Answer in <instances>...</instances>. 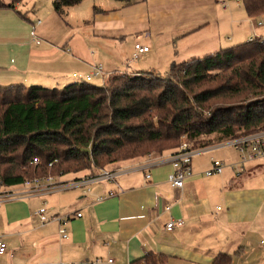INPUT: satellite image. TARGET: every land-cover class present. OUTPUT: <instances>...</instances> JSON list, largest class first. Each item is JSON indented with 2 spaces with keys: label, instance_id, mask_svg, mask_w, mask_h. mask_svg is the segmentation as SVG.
Listing matches in <instances>:
<instances>
[{
  "label": "crops",
  "instance_id": "crops-1",
  "mask_svg": "<svg viewBox=\"0 0 264 264\" xmlns=\"http://www.w3.org/2000/svg\"><path fill=\"white\" fill-rule=\"evenodd\" d=\"M161 1L133 3L142 4L148 21V29L134 43L150 47L140 58L159 50L153 42L154 35L161 31L154 23L159 11L153 7ZM104 3L94 6L96 14L118 7L108 9ZM17 9L25 13L21 5ZM27 17L24 20L16 11L0 10V86L42 84L63 88L79 82L74 74L86 76L98 64L108 75L126 71L120 67L129 59L121 54L127 51L132 56L134 46L122 35H98L83 21L85 34L79 37L77 30L62 20L58 21L65 25L61 30L42 28V43L38 44L34 41V23ZM240 20L239 24L249 29L244 39H237L238 44L264 39V29L250 28L244 15ZM172 32L182 43L183 50L177 51L184 56L211 48L208 43L213 40L204 25L191 30L174 27ZM195 35L199 37L196 43L185 44V39ZM111 43L117 45L115 49L109 46ZM218 45L213 53L229 48ZM94 46L100 48L99 54L93 52ZM191 59L197 58L181 61L175 55L173 61L159 57L156 61L161 68ZM138 72L144 71H134ZM217 145L204 156L194 157V177L186 180L183 189L170 183L174 168L169 161L172 152H167L152 157L163 163L151 167L147 157L114 165L118 168L111 169L119 170L116 181L93 185L90 190L75 188L46 196L0 199V240L7 244L6 253L0 254V264H78L96 259L104 264L109 259L113 264H146L148 254L163 257L164 264H214L221 255L230 257V264H264V159L242 163L236 148ZM216 160L225 164L223 173L206 176ZM87 173L61 180L73 181ZM6 190L19 193L18 187ZM100 197L105 198L98 201ZM41 209L45 211L42 217L37 214ZM53 216L70 220L61 224L52 220ZM178 220L184 222L182 227L167 230V224ZM61 229L67 231L68 238H62Z\"/></svg>",
  "mask_w": 264,
  "mask_h": 264
},
{
  "label": "trees",
  "instance_id": "trees-1",
  "mask_svg": "<svg viewBox=\"0 0 264 264\" xmlns=\"http://www.w3.org/2000/svg\"><path fill=\"white\" fill-rule=\"evenodd\" d=\"M24 1L0 0V10L28 20L17 9ZM82 1L53 0V8L63 17ZM244 4L249 17L264 15V0ZM108 78L102 86H0V191L49 170L96 173L151 151L174 152L184 141L205 148L212 136L220 144L264 131L263 38L174 62L165 78ZM145 263L165 259L148 254ZM214 264H230V257Z\"/></svg>",
  "mask_w": 264,
  "mask_h": 264
},
{
  "label": "rangeland",
  "instance_id": "rangeland-1",
  "mask_svg": "<svg viewBox=\"0 0 264 264\" xmlns=\"http://www.w3.org/2000/svg\"><path fill=\"white\" fill-rule=\"evenodd\" d=\"M241 2L238 3L237 0H162L157 5H154L153 9L159 11V15L157 19L154 21L155 25L161 30L158 34H155V38L153 42L158 44V49L156 51H152L148 55L144 56L143 58L134 59V52L131 56V53H126L127 51L121 54L123 58L126 60L129 59L128 63L120 67L126 71H116L111 74L106 75L105 83L108 81V77L112 76H127L129 78H135L140 75H144V77L152 80L158 76L166 77L171 65H166L161 68L157 66L159 61H156L159 57L160 60H164L169 58L172 61L174 60V56L176 55L177 58H180L181 61L184 59H188L191 57L200 58L207 54L213 53L216 48L219 49L218 44L223 43V47H231L237 45L239 42L238 40L244 39V34L248 28L239 24L241 21V17L244 15L250 28L254 26L258 27L257 30H263L264 26V15L259 16L256 18H251L248 16L245 10L244 0H240ZM104 2H107L106 4ZM180 2V5L178 4ZM228 3L229 7L227 10H224L222 4ZM104 3L109 7L118 6L115 10L111 12L105 13L103 15L96 14L94 11V6L99 7L98 4L102 5ZM123 3L117 2L115 0H85L82 4L71 8L67 16H59L55 13L53 8V0H25L21 5V10L27 13L34 23L36 28V35L40 42L42 43L41 32L42 28H50L52 30H58L65 28L64 24L58 23V21H67L65 23L70 24V26L74 27L79 37L82 35L84 36V27L81 25V22L86 21L88 25L95 30V33L98 35L103 36H110L109 38H113V36L122 35L123 40L125 42L132 41V46H135V39L141 36L142 32L148 28V21L146 19V14L143 11L142 4H132V5H122ZM227 5V4H226ZM181 8V11H180ZM166 11V12H162ZM236 16V17H234ZM144 20H146L144 22ZM38 21L43 22V26L40 25ZM144 22V23H143ZM143 23V24H142ZM262 24V25H259ZM200 25H204L208 28L209 37L213 40L208 45H211L212 50H199L198 52H191L189 56H184L181 53H178L177 49L182 51V43L177 40L176 37H173V28L176 27L177 29H193L197 28ZM100 26L105 29L102 31ZM117 26L121 27L118 28ZM249 29V28H248ZM157 33V32H156ZM254 35V34H253ZM189 36V35H188ZM220 37V38H219ZM255 37V35H254ZM115 39V38H114ZM238 39V40H237ZM250 38H248L249 40ZM97 40V39H96ZM111 40V39H110ZM199 40L197 35L191 36L185 39V44L189 45L192 43H196ZM237 42V43H236ZM36 44V43H35ZM154 44V45H155ZM112 48H116L115 43H111L109 45ZM93 52L95 54H99L100 48L94 46ZM192 55V56H191ZM187 57V58H186ZM138 60V61H137ZM179 61V60H178ZM180 61V62H181ZM119 62V60L117 61ZM120 63V62H119ZM100 65V64H98ZM97 66V65H95ZM94 67V66H93ZM144 71L142 73H134V71ZM150 71V72H146ZM80 75V74H79ZM82 76V75H81ZM93 85L102 86L101 82L95 79L92 82ZM40 86L44 88L54 89L56 87H47L42 86V84H29V86ZM28 86V85H27ZM208 87V86H207ZM205 87V88H207ZM209 143L212 145H217V140L215 136L210 137ZM187 143L186 141L182 142L181 145ZM188 144V143H187ZM189 145V144H188ZM181 147V146H180ZM179 147V148H180ZM190 148L192 146L189 145ZM192 149H199V148H192ZM178 150V149H177ZM175 150L170 155L171 156L177 151ZM156 151L149 152L146 157L153 156L159 157L161 155L155 154ZM202 156V155H198ZM204 156V154H203ZM197 157V156H196ZM111 168H118V167H104L101 169H111ZM88 172V173H87ZM87 174H91L89 171H86ZM77 173H64L62 171L54 172L49 170L47 174L42 172V175L37 174L33 177L31 176L28 180H32L38 178V176H42L41 178L54 176L59 177L62 176H74ZM94 174V172H93ZM84 177V176H83ZM66 181V180H64ZM2 192H6V189H1Z\"/></svg>",
  "mask_w": 264,
  "mask_h": 264
},
{
  "label": "built area",
  "instance_id": "built-area-1",
  "mask_svg": "<svg viewBox=\"0 0 264 264\" xmlns=\"http://www.w3.org/2000/svg\"><path fill=\"white\" fill-rule=\"evenodd\" d=\"M238 3H240V0H237ZM223 3L222 6L224 9L227 8L228 4ZM40 23V22H39ZM262 25V24H259ZM264 26V24L262 25ZM252 40V39H251ZM250 40V41H251ZM34 41L40 44V40L34 36ZM150 51L149 46H145L141 43H136L134 46V59H138L143 54H146ZM73 77L75 79H78L79 82H89L92 83L95 79L101 80L102 85L105 84L106 75L104 72V68L102 65H97L92 68V72L90 74H87L86 76H81L79 74H74ZM218 147H224V146H232L238 150V152L241 155L242 163L247 162H254L264 159V131L251 134L249 136H245L242 138H238L235 140H231L228 142L220 143L217 145ZM215 146H208L205 148H199V149H192L189 147L187 143H184L181 145L180 148L171 156L169 161L171 162L174 172L170 177V183L172 187L183 189L184 184L186 180L191 179L194 177L192 162L194 157L198 155H202L205 153H208L212 149H214ZM153 156H148V162L147 164L151 167L156 163H163L162 161H158V159H153ZM32 164H38V159H34ZM52 166V164H50ZM225 169V164L219 160H216L212 163V167L210 170L205 172L206 176H213V175H219L222 174ZM119 176V170L118 169H99L96 173L87 174L84 177L80 179H76L73 181H66L63 182L61 180L62 176L54 177V176H48V177H38L32 180H27L22 186L19 188V193H15V190H9L6 192L0 191V199L1 200H9L13 197H28V196H46L51 195L59 191H64L68 189H75V188H81V189H88L90 190V187L96 184L101 183H114L116 179ZM151 176L148 174L147 179H150ZM12 189V188H11ZM113 192L110 194V196H113ZM105 197H100L98 201H102ZM170 207H167V210H169ZM44 209H41L37 212L38 215L41 217L44 216ZM78 217H81V214H78ZM52 220H56L60 222L61 224H65L68 220H70V217H59V216H53L51 218ZM184 225V222L182 220L178 221H172L169 224H167V230L171 231L174 227L180 226L182 227ZM60 234L62 238H68L67 231L65 229H61ZM7 251V244L0 240V254H4ZM105 262L102 259H96V260H88L82 263L78 264H104ZM107 264H113L114 260L109 259L106 262Z\"/></svg>",
  "mask_w": 264,
  "mask_h": 264
}]
</instances>
